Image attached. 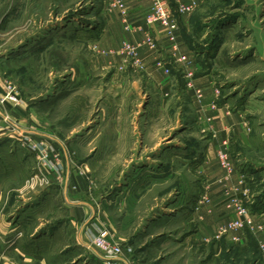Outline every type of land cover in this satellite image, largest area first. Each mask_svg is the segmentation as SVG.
Returning a JSON list of instances; mask_svg holds the SVG:
<instances>
[{"label":"rangeland","instance_id":"374dc122","mask_svg":"<svg viewBox=\"0 0 264 264\" xmlns=\"http://www.w3.org/2000/svg\"><path fill=\"white\" fill-rule=\"evenodd\" d=\"M110 3L0 0V77L13 84L23 101L21 107L0 106L26 119L14 121L1 112L0 120L6 116L13 122L20 145V135L31 133L86 174L87 200L92 207L102 204L99 228L110 229L131 249L116 263L264 264L253 221L255 229L233 231L226 240L199 245L193 239L196 226L179 196L190 190L200 197L204 193L200 156L195 162L191 156L203 129L182 117V109L190 105L183 93L184 74L174 77L168 91V85L160 89L162 79L145 74L142 62L102 63L104 57L125 58L121 47L101 48L103 23L116 9ZM199 3L185 17L191 20L189 30H182L196 51L190 65L208 73L219 102L236 111L248 128L245 134L229 135V155L245 172L250 191L242 206L258 215L252 204L264 191V0ZM168 4L175 13L176 3ZM181 16L175 13L178 27ZM161 64L164 73L170 72L169 62ZM24 146L37 169L36 155ZM8 157L0 158V165L9 169L14 159ZM24 180L26 192L32 193ZM43 190L38 189V200L30 201L35 206L24 215V230L30 233L44 224L33 237L39 234L49 243V227L63 212L59 198L48 201ZM259 223L264 226V216ZM63 242L53 244L48 252L53 259L40 264H110L88 242L85 252L60 258L56 251Z\"/></svg>","mask_w":264,"mask_h":264},{"label":"crops","instance_id":"0c3cea01","mask_svg":"<svg viewBox=\"0 0 264 264\" xmlns=\"http://www.w3.org/2000/svg\"><path fill=\"white\" fill-rule=\"evenodd\" d=\"M165 1L176 3L175 0ZM183 1L184 3L195 1V8L199 7V4L202 5L199 3L200 0ZM151 2L152 0H124L125 17L116 9L110 12L103 23L104 28L102 31L104 33L101 38V48L116 50L124 42L135 46L137 60L145 64V74L152 73V77L162 79L158 82L160 89L166 88V85H168L166 90L169 91V84L173 83L174 77L183 74L181 70L184 68V64L176 62V59L182 58V56L193 59V54L196 53L192 47V41L186 38L191 20L187 21L185 18L188 15L181 16L179 21L180 31L175 40L177 50H173L163 30L158 25L147 26L145 23V16ZM182 30H186V32L184 33ZM148 32L154 39L155 50L142 45L144 34ZM106 59L104 57L102 63H122L123 65L128 61V59L121 58L119 55L109 56ZM159 62H169L170 72L164 73L162 68L157 65ZM125 66L128 68L129 65L126 64ZM188 69L192 70L193 73L191 81L193 87L200 89L202 95L197 100L193 90L186 87L185 78L183 93L190 99V105L188 109L186 107L182 109V111L185 110L182 117L190 125L196 124L203 129L202 135L197 141V149H193L195 158L192 159L195 162L196 156H200L201 163L199 166L200 170L204 172L205 182L202 191L204 193L201 197L198 192L193 193L190 190L184 192L185 196L179 194V199L185 203L186 209H190L188 220L196 226L192 233L193 239L199 245H202L203 241L206 242V239L212 238L219 226L234 218V209L228 205L232 199L235 197L245 201L250 199V191H248L245 176L234 160L231 159L232 171L227 173L221 167L217 157L220 151L230 154L229 135H237L239 132L245 134L248 132V128L236 111L231 112L224 103L219 102L214 83L207 77L208 73L198 71L197 64L190 66ZM2 82L3 80L0 77V95L3 91ZM13 110L9 106H0V114L4 112V114H8L14 121L18 122L26 120L23 118L24 115L14 113ZM205 130H209V132H205ZM8 156L14 159L12 161L14 164H10L9 169L0 165V263L8 264V262L16 261L23 264L28 262L40 264L42 260L48 259L49 254L52 253L53 244L61 239H64L63 246L56 251V256L66 259L67 255L78 254L79 250L85 252V247L88 245L87 234L100 229L98 210L102 206L101 203H96L92 207L87 200L86 174H84L85 176L81 175L80 170L76 169L62 153L61 167H57L56 171L47 176L48 183L42 191L45 196L43 198L50 201L58 197L60 201L58 208L62 210L63 215L55 219L49 227L52 230H49L48 235L50 242L46 243L43 237L38 238L39 234L33 237V234L44 224H36L30 233L24 230L27 226L26 222H28V219H23L24 215L31 210L32 206H35L34 204L30 205V201L39 198L40 195L34 191L28 193L23 187L25 186L23 185L25 183L24 179L27 180L33 173L37 172L36 164H33V157L21 147L16 137L5 132L0 133V158L3 159ZM202 197H204V200ZM201 199L203 201L199 206L198 202ZM22 202L25 204L21 208L18 207V204ZM189 204L190 206H188ZM16 212L17 216L14 215ZM263 214H253V223L262 226L259 219L264 216ZM257 236H259V241H262L264 232H258ZM228 237L224 239L226 240Z\"/></svg>","mask_w":264,"mask_h":264},{"label":"built area","instance_id":"2783aa9c","mask_svg":"<svg viewBox=\"0 0 264 264\" xmlns=\"http://www.w3.org/2000/svg\"><path fill=\"white\" fill-rule=\"evenodd\" d=\"M176 1V10L175 13L179 15H190L194 8L196 7V2L192 1L190 3H183ZM111 3L108 4L109 7L113 6L116 8L120 14L125 17V5L124 0H110ZM107 11V10H106ZM175 13H173L170 5L167 1L163 0H152L151 5L148 8V11L145 16V23L146 25H158L161 30H163L164 35L166 36L169 45L172 47L173 50H177V46L175 44V40L179 34V27L177 24V20L175 18ZM126 28V26H125ZM142 45L147 47L148 49L155 50V42L152 35L148 32L144 34V40L142 41ZM121 55H124L126 59L134 60L135 63H138L136 58V47L131 46L130 44L124 42L121 44ZM176 62L183 63L184 68L183 71L184 78H186V87L192 89L195 97L198 99L201 97L200 89H196L192 85V70L188 69L192 62L191 58H186L182 56V58L176 59ZM158 66L162 68V64L159 62ZM3 91L0 95V103H6L12 107H21L23 104L22 99L18 96L15 91V87L9 81L3 80ZM216 96L219 94L217 90H215ZM18 130L16 126H14L13 122L8 117H4L0 120V133H8V135L16 137L19 134L16 132ZM33 137V138H32ZM21 145L36 155L37 159V172L33 173L26 181V188L28 190L38 192V189L43 190L44 187L47 185V176L51 175L54 171L57 170V167H61V159L62 156L58 151H53V149L49 148V144L45 141L35 140L34 136L30 133L29 136L20 135ZM221 167L227 172L230 173L232 171V163L231 158L229 155L224 152L220 151L217 154ZM83 173H86L84 171ZM204 200V197H202ZM199 200L198 205H201L203 200ZM245 200L239 199L235 197L231 200L228 204L229 207L234 209V218L230 221L226 222L224 225L219 226L216 232L213 234L211 239H206V243L210 241L219 242L220 239L227 237L230 235L231 232L236 230H244L246 228L253 230L257 227V232H264V227L257 225L256 227L252 223V215L249 211L242 206V202ZM103 228V227H102ZM100 228L98 231L89 232L87 234L88 243L91 244L96 250H98L104 260H108L110 264H118L116 263L119 261L118 259L122 256L123 252H131L130 247L125 246L119 243L116 240L114 233L110 229ZM231 240L237 241V238H232ZM259 254L264 262V239L260 241L258 247Z\"/></svg>","mask_w":264,"mask_h":264},{"label":"trees","instance_id":"16d2710c","mask_svg":"<svg viewBox=\"0 0 264 264\" xmlns=\"http://www.w3.org/2000/svg\"><path fill=\"white\" fill-rule=\"evenodd\" d=\"M191 152H192L191 156L194 157L193 150ZM243 173L245 174V172ZM254 200H257V203L255 205L252 204V207L253 208L255 207L256 211H259L260 213H264V191L258 197H254Z\"/></svg>","mask_w":264,"mask_h":264}]
</instances>
